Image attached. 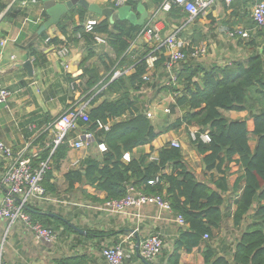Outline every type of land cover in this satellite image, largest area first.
<instances>
[{"label":"trees","instance_id":"trees-1","mask_svg":"<svg viewBox=\"0 0 264 264\" xmlns=\"http://www.w3.org/2000/svg\"><path fill=\"white\" fill-rule=\"evenodd\" d=\"M151 1L162 5L167 0ZM141 2L143 0H127L125 4L136 10ZM170 10L178 16L184 12L183 7L176 3H172ZM87 13L88 9L73 6L56 25L64 34H67V27L72 25L71 38L76 41L80 34L88 44L80 64L83 73L77 89L83 101L89 103L91 129H96L93 123L97 120H112L113 124L110 130L98 131L95 137L96 143L104 142L107 145V150L98 155L87 154L81 167L66 173L69 188L73 189L76 183L89 184L105 191L107 199H122L127 195L129 185L147 194L163 195L171 203L173 211L181 214L189 224L187 230H180L179 237L172 243L173 247L163 249L166 257L173 249L168 264H181V251L191 252L204 241L205 234L209 235V239L205 242L204 264H264V47L253 54L247 64L238 61L224 67L215 64L206 68L195 63L194 57H189L177 68V82L160 88L161 92L166 91L174 96L171 111H181V116L166 128L167 131H177L182 126L189 132L192 127L209 131L210 142L202 141L199 136L197 140H192L202 157L204 171L212 172L208 180H201L186 161L182 148L172 146L171 142L160 149L157 158L139 149L151 144L160 134L141 109V90L150 87L156 90L153 72L147 61L148 53L136 60L130 59L128 54L144 24L139 25L128 18L111 21L100 15L93 30L86 32L83 23ZM9 15H12V11ZM77 16L80 23L75 20ZM250 28L251 39L264 37V27L252 22ZM96 36H104L113 51V56L104 53L100 58L104 72L91 63L96 55L92 47L96 43ZM39 37L41 40L47 38L45 32ZM199 40L196 39L195 43ZM52 42L57 46L64 44L59 38H54ZM251 42L256 44L255 41ZM193 47L191 44L186 51L190 53ZM29 48L36 66L47 62L42 51L33 44ZM159 60L155 65L165 64L166 57ZM131 66L134 71L125 73ZM117 71L121 74L115 77ZM244 110H248L254 118L252 131L248 128L247 119L226 115L228 111ZM253 138L256 140L254 148L251 146ZM39 139L43 148L38 156L32 157V164L38 168L43 161L50 159V168L42 182L50 195L57 191L53 182L54 170L60 168L70 148L64 142L54 149L48 131ZM46 141L50 142L49 145ZM127 152L131 155L130 161L124 160ZM235 159L244 170L233 186L235 192L241 189L235 199V225L240 227L243 221L250 220L237 240L231 262L219 255L211 240L216 231L222 228L232 207L230 201L229 207L223 211L225 193L230 190L226 169ZM168 166H172L171 172L166 171ZM215 171L224 175L216 179L213 175ZM157 178L159 181L156 184H149V181ZM255 205L257 208L253 211ZM24 210L34 222L54 230L61 225L65 230H75L59 215L51 216L30 205H26Z\"/></svg>","mask_w":264,"mask_h":264},{"label":"crops","instance_id":"crops-1","mask_svg":"<svg viewBox=\"0 0 264 264\" xmlns=\"http://www.w3.org/2000/svg\"><path fill=\"white\" fill-rule=\"evenodd\" d=\"M23 1L0 0V85L14 91L9 106L0 105V139L16 150L27 148L28 155L36 157L43 148L39 142L41 135L48 131V138L53 141V134L50 130L53 122L75 102H86L83 101V96L80 95L77 86L81 80L79 77L83 73L80 64L88 44L84 38L80 37V34L76 41L71 38L72 25L67 27V34L60 31L57 23L43 30L42 25L50 18L43 0H36V2L26 0V4ZM88 1L101 8L118 9L126 6L125 3L117 6V0ZM206 1L210 3L208 8L197 15H192L183 7L184 12L178 16L171 10L162 9V5H157L151 0H143L140 3L142 9L139 7L136 10L132 7L128 9V16H135L136 19L142 16L143 11L148 12L143 30L151 25L159 28V39L140 33L128 53L132 60L148 53L147 61L153 72L152 79L156 89L162 87L167 81L165 64L157 66L155 63L157 61L159 63L160 57H166L164 42L171 34H177L180 39L184 40L187 48L191 44L195 47L204 45L207 52L194 58L193 61L206 68L215 64L224 67L238 61L247 64L249 58L264 47V37L232 38L227 35V30L236 27L247 28L250 34L252 33L250 24L255 22L252 17L253 0H234L231 5H228L225 0ZM11 11L12 15H9ZM99 19L100 14L88 9L83 23L85 31L89 20L98 21ZM75 20L80 23L79 16ZM43 32L47 36L45 40L39 37ZM54 38L61 39L64 44L55 45L52 42ZM196 39H200L199 42L195 43ZM251 41H255L256 44H252ZM31 44L44 53L47 62L40 66L35 65V58L30 55ZM64 47H68L70 51L66 60L59 55V50ZM92 47L96 55L91 63L98 65L104 72L100 58L104 53L113 56V51L106 41H96ZM27 60L33 63L32 72L24 67ZM133 71L134 67L131 66L125 70V73L130 74ZM74 81L79 82L76 84V91L71 86ZM151 93H156V90H152L151 87L141 90L142 106H140L144 112L153 113L151 120L160 134L151 144H146L139 149L157 158L160 149L165 144L178 140L186 161L197 177L201 180H208L212 172L204 171L205 165L201 155L192 144L190 132L187 131L188 140H183L178 132L186 129L184 126L177 131L166 130L174 120L181 116V111L172 112L170 109L175 102L174 96L169 94V97L154 106L144 105V102L148 103V96ZM166 100L170 102L167 103ZM167 108L170 112H166ZM226 115L230 118L247 119L249 130H254V118L250 116L248 110L228 111ZM194 128L199 127H192L190 131ZM49 143L46 141L47 145ZM255 143V138L251 139L252 148ZM93 147L96 152L92 154H100L96 145ZM83 151L70 148L60 168L54 170L53 182L56 184L57 191L49 195V200L34 199L29 203L31 207L49 213L51 216L63 217L76 229L68 231L61 225L58 230H55L58 233L57 241L47 242L37 238L30 227L22 221L12 223L8 218L2 219L0 239L5 242V257L9 264H106L102 255L103 249L117 245L129 236L130 242L137 245L149 234L159 233L163 238L165 248H169L173 247L172 243L179 237L180 230L189 228L188 223L181 225L176 221V213H167L154 206L143 208L141 218H137L134 212L114 215L99 210L97 206L108 200L105 191L80 183H76L71 189L66 178L69 170L81 167L86 156ZM7 165L8 161L0 157V175L6 170ZM171 170L172 166L166 169L167 172ZM243 172V168L236 159L230 162L226 169L225 175L229 181L230 190L225 193L226 204L223 211L229 207L230 201L232 207L223 221L222 228L216 231L211 240L219 255L227 257L231 262L234 258L237 240L250 220L243 221L240 227L236 226L234 221L235 199L239 196L241 189L235 192L233 186ZM213 173L216 179L224 175L217 171ZM7 194L8 188L0 182V204ZM18 198V196L15 197L16 200ZM256 208L257 205L253 207V211ZM206 240L204 238V241L191 252L182 250L181 264H204ZM135 255L125 264H147L139 255L138 258H135ZM168 257L170 258L162 253L150 264H165Z\"/></svg>","mask_w":264,"mask_h":264},{"label":"built area","instance_id":"built-area-1","mask_svg":"<svg viewBox=\"0 0 264 264\" xmlns=\"http://www.w3.org/2000/svg\"><path fill=\"white\" fill-rule=\"evenodd\" d=\"M127 0H117V6L123 5ZM228 5H231L234 0H225ZM26 0L23 1L26 4ZM36 2V0H33ZM252 17L258 26L264 27V0H253ZM172 3H176L184 7L192 15H197L200 11L208 8L209 2L206 0H167L162 4V9L170 10ZM97 23L96 20H89L86 24V32H91L93 26ZM143 34L148 37L159 39V28L156 25L145 27L142 30ZM227 35L230 37H250V30L247 28L236 27L235 29L227 30ZM97 42H105V38L96 36ZM166 47V62L165 70L167 75L166 84L177 82V68L180 63L185 62L189 57L198 58L207 52L204 45L194 46L192 51H186V43L180 39L177 34H171L164 42ZM69 48L64 47L59 50V55L63 59L69 56ZM68 67V66H67ZM117 71L115 77L120 75ZM148 79V76H145ZM78 81L72 82V89L76 91ZM14 96V91L2 87L0 85V105L9 106L11 98ZM166 112H170L167 108ZM148 118H153L151 111L145 112ZM96 126L95 130L91 129L89 116L88 102H75L67 111L56 121L53 122L50 130L53 134L54 149L66 142L69 147L83 151L88 146L96 145L99 152L107 150V145L104 142L96 143V133L101 130H110L113 121L104 122L97 120L93 123ZM199 138L204 142H210V134L208 130L201 131L200 128H194L190 131L192 140ZM171 145L181 148V143L178 140H172ZM53 149V150H54ZM0 157L8 161L6 170L0 175V182L8 188V194L4 201L0 204V222L4 218H8L12 223L22 221L34 232L37 238L44 239L47 242H56L58 233L50 227L44 226L39 222H34L30 215L25 212L24 207L34 199L49 200V195L43 186L42 182L46 171L50 168V159L43 161L40 167L35 168L32 164V157L28 155L27 148L19 150L14 149L5 141L0 139ZM131 155L129 152L124 154V160L130 161ZM159 181H149L153 185ZM18 196V200L15 197ZM147 206H154L164 212L173 213L171 203L161 194H147L138 189L134 185L128 186L127 195L122 199H108L104 203L97 206L99 210L107 214L120 215L129 212H134L137 218L142 217V209ZM175 213V212H174ZM176 221L181 224H187L185 218L181 214H176ZM205 239H209V235L205 234ZM130 236L124 239L117 245L107 246L103 249L102 255L106 264H125L133 255L137 254L147 262H153L161 254L165 248L163 238L159 233H151L140 242L139 248L135 243L130 242ZM0 264H9L5 257V242L0 239Z\"/></svg>","mask_w":264,"mask_h":264},{"label":"water","instance_id":"water-1","mask_svg":"<svg viewBox=\"0 0 264 264\" xmlns=\"http://www.w3.org/2000/svg\"><path fill=\"white\" fill-rule=\"evenodd\" d=\"M44 2V7L47 10L50 18L42 25V29L45 30L52 25L56 24L59 22L61 17L69 10L71 9L74 5H81L91 11H94L100 15H103L107 18H109L111 21H115L120 18H128L131 21L143 25L148 18V12L143 11L142 16L139 19H136L135 16H128V9L130 8L129 6H122L118 9L114 8H101L96 4L90 3L88 0H67L65 2H59L58 0H43ZM142 5H139V9H142ZM24 67L29 71L32 72L33 69V63L31 60H27L24 63ZM76 229V227H74ZM80 232H83V230L78 229ZM140 242L137 243V247L139 248ZM173 254V250L170 252L171 256ZM169 257L166 259L165 264L168 263ZM149 264V262L147 263Z\"/></svg>","mask_w":264,"mask_h":264},{"label":"rangeland","instance_id":"rangeland-1","mask_svg":"<svg viewBox=\"0 0 264 264\" xmlns=\"http://www.w3.org/2000/svg\"><path fill=\"white\" fill-rule=\"evenodd\" d=\"M165 85V84H164ZM163 85V86H164ZM162 86V87H163ZM160 87V88H162ZM160 88L156 89V93H151L149 96H148V103L144 102V105H153L154 104H158V103H161V101H163L164 99H166L167 97H169V93L166 92V91H163L161 92ZM155 90V89H154ZM148 94V93H147ZM145 95V94H144ZM169 99V98H168ZM168 101L167 103H169L170 101L169 100H166ZM167 106H169L167 104ZM178 135L181 136V138L183 140H188L187 138V130L186 129H182L178 132ZM94 147L93 146H88V148H86L85 151V155L89 154V153H95L96 151L93 149ZM83 151V152H84ZM84 154H81V155H84Z\"/></svg>","mask_w":264,"mask_h":264}]
</instances>
